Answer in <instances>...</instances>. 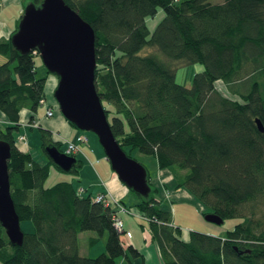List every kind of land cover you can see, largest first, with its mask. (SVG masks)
<instances>
[{"label": "trees", "instance_id": "obj_1", "mask_svg": "<svg viewBox=\"0 0 264 264\" xmlns=\"http://www.w3.org/2000/svg\"><path fill=\"white\" fill-rule=\"evenodd\" d=\"M29 1L38 6L42 0ZM63 1L94 30L97 94L127 156L126 148L137 149L160 169L187 171L182 184L208 209L203 214L241 220L225 237L196 231L183 237L151 190L147 198L137 195L135 205L147 221V244L163 264H264V132L255 123L259 119L264 128V0ZM158 9L164 16L150 33L146 21ZM16 29L0 41L6 59L0 64V140L10 145L15 211L33 229H21L17 246L0 223V264H147L128 231L115 227L122 202H93L106 192L84 194L70 181L46 187L50 167L62 170L48 158L37 161L15 137L22 113L33 127L41 101L46 104L38 52L20 54L12 47ZM145 48L155 52L142 55ZM191 64L203 69L184 87L175 68ZM38 128L44 153L50 144L65 152L51 131ZM81 164L77 159L70 172ZM85 231L95 234L89 244L106 235L103 254L80 255L78 234Z\"/></svg>", "mask_w": 264, "mask_h": 264}, {"label": "water", "instance_id": "obj_2", "mask_svg": "<svg viewBox=\"0 0 264 264\" xmlns=\"http://www.w3.org/2000/svg\"><path fill=\"white\" fill-rule=\"evenodd\" d=\"M12 47L20 54L37 51L47 72L58 77L54 98L64 119L77 129L94 133L118 180L135 194L147 198L151 188L143 165L127 156L114 137L95 85V33L63 0L29 3L23 10ZM258 131L264 132L259 119ZM45 154L63 172H70L77 159L50 144ZM10 145L0 140V223L9 242L20 246L23 232L10 194L8 160ZM205 219L222 224L213 213Z\"/></svg>", "mask_w": 264, "mask_h": 264}, {"label": "rangeland", "instance_id": "obj_3", "mask_svg": "<svg viewBox=\"0 0 264 264\" xmlns=\"http://www.w3.org/2000/svg\"><path fill=\"white\" fill-rule=\"evenodd\" d=\"M222 1L223 0H211L213 3H220ZM29 3V0H24V8ZM163 16L164 12L161 9H158V13L155 17L147 19L146 24L150 33L162 20ZM17 17L19 16L17 13H14V8H12V6H5L0 11V21L3 22L5 20L10 26L14 25V19H17ZM1 40L2 39L0 38V41ZM153 51L154 50L145 48L141 51V54L145 55ZM155 55H157L162 61H166L165 57L157 50ZM0 60V64H2L6 59L0 55ZM35 61L36 74L40 77L46 76L45 93L47 102L46 104L41 105L35 113V121L37 125L33 127L28 124L25 112L22 113L21 125L18 130L14 132V135L17 140L19 139V136L25 135L26 140L20 145L24 149L29 150L34 158L41 163L47 162V156L40 147L41 137L38 125L43 129L50 130L53 134V138L61 142L60 150L65 151L68 144H74L77 147L75 155L82 163L81 166L77 168L78 172H63L52 166L50 167L45 186L50 187L60 181H70L76 186V188L83 191L84 194L90 192L96 194L101 191V186H104L101 183L102 181L107 182L111 178L117 177L111 170L109 161L105 158L104 150L99 144L97 136L92 132L68 127L69 124L62 116L59 105L53 96L58 77L51 73H46V68L39 56L35 58ZM202 69V64L177 66L175 68V80L178 84L184 87H190L194 75L202 71ZM48 104L52 106L53 110V116L51 117L45 115L46 106ZM0 121L3 122L4 119L0 117ZM59 125H61V127ZM66 127L72 130L73 135L68 136L64 132ZM76 134H79V136L76 137ZM80 135H84L87 138L85 145H82L83 143L80 142ZM125 150L129 152L130 158L138 161V163L145 167L147 182H149L152 194L158 201H160L159 207L163 210L169 211L173 225L178 226L182 230L183 237H186L189 231H196L216 237H225L227 231L232 230L236 224L241 222L239 218L225 219L222 224H215L207 221L204 217L205 214L203 213L208 212V209L185 185L182 184L183 174L187 171L179 170L175 167L160 169L156 160L152 156L139 153L137 149L128 150L126 148ZM83 152L86 153L88 158L83 155ZM116 180H118V178ZM118 182L121 186L120 190L116 189L113 194L110 192L109 194L113 199L124 204H122L124 207L120 205V212H118V215L123 219L128 231L132 233L133 239L137 241L136 243L133 242L135 243V246L141 248L143 244L147 245V241H145L147 221L135 208V205L139 201L137 194L129 190L119 180ZM257 212V216L260 217L262 212L259 210H257ZM20 227L22 231L26 233L31 232L33 229L29 221L20 222ZM94 235L95 234L90 231L78 234V249L81 256L95 258L105 252L106 235H104L98 242L89 244V238ZM122 238L126 241L129 240L125 235H123ZM129 241H131V239ZM152 246V249H146L145 251L146 263L163 264L159 257L158 250L154 245ZM119 261L121 262V260Z\"/></svg>", "mask_w": 264, "mask_h": 264}, {"label": "crops", "instance_id": "obj_4", "mask_svg": "<svg viewBox=\"0 0 264 264\" xmlns=\"http://www.w3.org/2000/svg\"><path fill=\"white\" fill-rule=\"evenodd\" d=\"M24 0H0V11L3 7L5 6H12V8H14V13H17L19 17H17V19H14V25L10 26L9 24H7L5 22V20L2 22L0 21V38L2 40H5L9 37V35L11 34V32L17 27L18 22L20 20V16L23 13L24 10V5H23ZM1 61V60H0ZM4 62V61H3ZM52 84V82H51ZM57 85V84H56ZM46 102H47V97H46ZM48 106L52 107L50 104H48ZM27 114V113H26ZM35 119V117H34ZM36 122V121H35ZM68 125V124H67ZM61 127V125H59ZM68 127H71L68 125ZM50 131V130H49ZM64 132L68 135L71 136L73 135V132L71 129L69 128H65ZM64 135V134H63ZM65 136V135H64ZM79 136V134H76V137ZM81 136V135H80ZM62 137V136H61ZM67 138V137H66ZM84 151V150H83ZM83 155L87 157L86 153L83 152ZM88 158V157H87ZM117 178H111L109 181L107 182H101L104 186H101V191H104L106 193H111L113 194L114 190L121 188V186L118 184V180H116ZM119 216V215H118ZM119 218L122 220L124 228L128 231V229L125 227L124 221L121 218V216H119ZM129 233H131L130 231H128ZM133 242H137L133 239L132 233H131V243L134 245L135 248H137L135 246V243ZM153 244H143L141 246V248H137L138 250H140L144 256H145V251L146 249H152ZM155 247V246H154Z\"/></svg>", "mask_w": 264, "mask_h": 264}, {"label": "built area", "instance_id": "obj_5", "mask_svg": "<svg viewBox=\"0 0 264 264\" xmlns=\"http://www.w3.org/2000/svg\"><path fill=\"white\" fill-rule=\"evenodd\" d=\"M41 104L42 105L45 104V101H41ZM45 115L48 116V117L53 116L52 107H50L48 105L46 106ZM35 125H32V126H35ZM19 140L20 141H25V137L24 136H20ZM79 140L83 144L87 142V138L84 135H81ZM78 149H79V147H78ZM76 152H77V147L74 144H68V146H67V148H66L64 153L67 154V155L73 156V155H75ZM91 200L93 202H102L106 206L109 205L110 203H113V204L115 203L116 204V200L113 199V197L109 193L98 194L97 196H95ZM114 219H115V227L117 228L118 231H122L124 225H123L122 220L118 217V214L115 215ZM127 235H128V237H131L129 232H127Z\"/></svg>", "mask_w": 264, "mask_h": 264}, {"label": "bare ground", "instance_id": "obj_6", "mask_svg": "<svg viewBox=\"0 0 264 264\" xmlns=\"http://www.w3.org/2000/svg\"><path fill=\"white\" fill-rule=\"evenodd\" d=\"M138 162V161H137ZM118 212V211H117Z\"/></svg>", "mask_w": 264, "mask_h": 264}]
</instances>
